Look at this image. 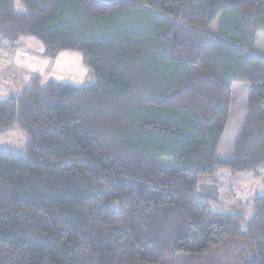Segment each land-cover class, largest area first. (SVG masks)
Listing matches in <instances>:
<instances>
[{"label":"trees","instance_id":"trees-1","mask_svg":"<svg viewBox=\"0 0 264 264\" xmlns=\"http://www.w3.org/2000/svg\"><path fill=\"white\" fill-rule=\"evenodd\" d=\"M18 1L0 0V40L78 51L92 81L34 75L0 99V131L28 137L23 154L0 146V264H158L168 248L202 255L228 239L246 241L243 264H264V193L246 220L196 193L220 164L264 165V55L252 51L264 0ZM234 84L245 117L217 160Z\"/></svg>","mask_w":264,"mask_h":264},{"label":"rangeland","instance_id":"rangeland-1","mask_svg":"<svg viewBox=\"0 0 264 264\" xmlns=\"http://www.w3.org/2000/svg\"><path fill=\"white\" fill-rule=\"evenodd\" d=\"M99 1L109 3L113 0ZM15 3L18 8H22V5L18 0H15ZM123 16L127 21L142 22V20H139L137 18V15L132 13H124ZM219 19V16L216 17L208 26L207 32L209 34L216 33V29L219 25ZM10 49L11 48L9 46L5 48V51ZM252 51L264 55L263 30L257 31L255 44L252 48ZM87 80L91 82L92 78H89V76H87L86 81ZM242 85L243 84H234L232 88L236 102L243 103V101L245 100L242 88L245 86ZM236 123L237 122L233 114L232 119L230 120V124L228 125L227 129H225L224 136L215 154V158L217 160H223L227 157L229 158V156L231 155L229 147L228 151H225V149L223 150V148L227 141H230L231 143L230 137H232V133H234V136H237ZM27 138L28 137L26 131L23 128L19 126L10 127L3 131H0V146L9 148L13 152L23 154L25 152V142ZM220 165L216 167V172L214 175L215 177L220 178V180L215 184L216 191L214 189V184H211L209 188L204 190L207 191L210 196L214 197L212 199L206 198V201L209 204V208L214 212L238 211L242 214L244 220H246L253 213V209L251 206V200L253 196L256 194L264 193V165L259 166L256 171H231L230 168L228 169L226 166ZM197 185L198 190L204 192L201 180L199 181L198 179ZM240 228H245L244 221L241 223ZM162 236H166L169 239V244L172 242V238L170 236L164 233L162 234ZM239 241L234 239L225 240L209 253L202 255L175 254L168 248L165 252L164 259L158 264H243L247 256V244L243 239H240Z\"/></svg>","mask_w":264,"mask_h":264},{"label":"crops","instance_id":"crops-1","mask_svg":"<svg viewBox=\"0 0 264 264\" xmlns=\"http://www.w3.org/2000/svg\"><path fill=\"white\" fill-rule=\"evenodd\" d=\"M41 51L42 46L39 41L33 37H26L25 39H22L19 44H14V47L10 50L4 51L0 54V99H4L8 95L19 93L21 88L28 84L34 75H39L41 79L52 78L72 85H80L86 81L88 69L82 62L80 52L73 50L61 51L56 57L48 58L41 56ZM245 103V100L243 103L237 102V136H234V133H232V137H230L231 143L230 141L226 142L223 150L225 149V151H228L229 147L231 155L229 158L227 157L223 160H228L232 156L234 146L240 134V117H245ZM234 117H236V115H234ZM226 167L229 169L228 166ZM215 172L216 169L212 174L199 176L198 179L199 181L201 180L203 184V191L209 188L211 184H214V189L216 191L215 184L220 178L214 176ZM196 193L203 199L214 198L213 196H210L207 191H199L198 185L196 186Z\"/></svg>","mask_w":264,"mask_h":264},{"label":"built area","instance_id":"built-area-1","mask_svg":"<svg viewBox=\"0 0 264 264\" xmlns=\"http://www.w3.org/2000/svg\"><path fill=\"white\" fill-rule=\"evenodd\" d=\"M12 48V45L7 41L0 40V54L5 51V48L9 47Z\"/></svg>","mask_w":264,"mask_h":264}]
</instances>
